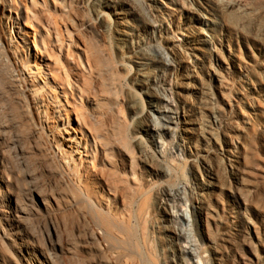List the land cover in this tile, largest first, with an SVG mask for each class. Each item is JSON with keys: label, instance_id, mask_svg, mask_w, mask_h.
<instances>
[{"label": "rangeland", "instance_id": "374dc122", "mask_svg": "<svg viewBox=\"0 0 264 264\" xmlns=\"http://www.w3.org/2000/svg\"><path fill=\"white\" fill-rule=\"evenodd\" d=\"M21 1L30 16L25 22L22 8L27 33L38 28L35 20L42 22L46 11L50 28L63 33V40L67 28L85 47L91 72L79 81L80 97L107 154L108 164L101 158V183L114 181L119 203L133 215L131 257L150 264L179 262L176 253L170 254L175 242L165 241L170 234L164 229L171 223L159 198L166 200L162 191L185 184L204 201L205 212L190 223L204 264L264 261V0H56L55 8L52 0H46L47 8ZM143 11L156 28L140 24ZM121 30L131 34L125 42L119 41ZM35 40L40 47L38 36ZM152 47L164 49L174 62L164 71L147 67L144 72H152L146 92L133 62ZM12 55L0 49V264H49V244L55 245V264H123L125 251H111L105 241L90 238L91 232L99 233L96 228L88 229L80 217L74 221L78 207L70 187L53 173L51 124L40 112L44 108L38 114L27 107L23 87L9 91L13 70L26 77L16 54L15 65L7 61ZM52 73L58 74L53 65ZM160 86L179 106V120L170 125L174 135L163 131L159 141L139 122L148 120L150 93ZM78 96H73L76 104ZM118 121L138 154L134 178L127 159L113 150L110 134ZM200 129L208 134L198 136ZM154 140L165 150L179 145L181 158L175 149V158H159ZM230 153L237 158L236 179L229 175ZM206 165L214 174L213 186L200 188L208 180ZM28 185L34 188L29 198L23 196ZM16 205L23 213H13ZM183 205L191 215L190 203ZM235 214L247 221L241 232L231 225Z\"/></svg>", "mask_w": 264, "mask_h": 264}, {"label": "bare ground", "instance_id": "6f19581e", "mask_svg": "<svg viewBox=\"0 0 264 264\" xmlns=\"http://www.w3.org/2000/svg\"><path fill=\"white\" fill-rule=\"evenodd\" d=\"M28 1L32 7L39 5L42 8H47L46 0H39L38 4L37 0ZM54 2L56 0H52L54 5L52 8L56 7ZM101 5L106 6L102 3ZM22 8H25L26 11L25 22L30 23V16H28L26 7L21 0H0V33L6 36L4 41L0 40V49L5 48L8 53L13 54L12 57H7V61H11L13 65L16 62L13 59L17 60L15 59L16 54L19 59L17 62L20 63V67L26 75L25 79L19 75V71L13 70L17 73L16 75L9 74V91L15 93L16 88L23 87L25 93L20 95L27 102V107L35 109L38 114L39 109L44 108L40 112L51 124L47 129L51 135L52 164L56 168V171H52L55 172L54 174L62 176L70 187L72 201L74 200L73 203L78 207L74 221L76 222L80 217L88 224V229L92 231L93 228H96L99 233L91 232L90 238L95 241H105L108 245L106 247L111 251L114 250L115 253L118 252L116 251L118 249L125 251L123 258H128L123 261V264H150L144 257L138 262L131 257L133 240L136 236L133 228L129 225V221L131 219L133 221V215L129 211V206L126 207L119 203L120 196L116 183L114 181L111 182V185H107L105 182L101 183L100 174L105 164L102 159L108 164L105 160L107 154L101 149L100 139L96 136L97 130L91 123L87 111L83 109L82 99L84 100V98L80 97L81 85L79 81H83L85 73L90 74L91 72V65L86 61L85 47L81 42L78 44L75 39L73 40L72 33L65 27L66 39L63 40V33L61 34L55 27L50 28L48 26L50 20L46 11L42 22L35 20L39 24L38 28L32 30V34L27 33L22 26V21H24ZM143 14L145 18H141L140 24L156 28L157 25L147 13L143 11ZM35 18L36 15L34 14ZM119 34L120 42L127 41V37L131 35L125 33V30H121ZM36 36L39 38L40 47L35 40ZM31 47L36 53L34 57L31 56ZM37 54L41 55L39 59ZM82 56H84L85 61L81 58ZM49 57L53 58L51 63L56 67L57 75L52 73V65L47 62ZM138 60L139 62H133L139 68L136 71L138 84L146 87V92L151 89L150 76L152 72V70H150L151 72H144L147 67L152 66L159 71H164L174 62L168 57L165 50L159 47H152L149 51H145ZM109 75L110 80L113 81V73L111 72ZM154 82L155 85L158 84V80ZM152 90L154 93H150L149 97L148 120L146 122L140 121L139 125L145 127L143 130L145 133H152L160 141L163 131L174 135L170 125H175L179 120V106L174 104V99L168 88L160 86V88H153ZM77 95L79 96L76 104L77 99L73 96L77 97ZM69 99L72 100L75 107L69 104ZM153 100L156 101L155 104L150 102ZM212 119L211 123L217 125L218 120L213 116ZM206 134L208 133L205 129H200L198 136L201 137ZM110 137L114 144L113 150H115L116 156L123 155L127 159L130 176L134 178L136 155L138 154L134 146L125 140L121 122H117V128L112 131ZM153 142L160 150L159 158L163 157L162 154L171 156L174 149L176 150V158H181L179 145L174 144L169 150H165L162 149L164 146H161V143L155 140ZM172 156L175 158L174 154ZM229 157L234 159L232 161L226 159L230 163L229 175L236 179L234 163H237V158L231 153ZM204 171L208 180L202 182L200 188L213 186L210 182L214 179L211 168L206 165ZM157 172L166 173L161 170ZM186 188L185 184H180L174 189L164 190L160 194L166 197V200L159 198V203L166 206V214L171 223L168 230L167 228L164 229L170 234V236H166L165 241L175 242L173 243L175 248H170V254L176 253L178 256L179 262L175 264H204L203 256L192 237L190 224H194V219L205 212L204 201L200 194H195L192 190L187 192ZM32 192H34L33 186L28 185L23 190V196L29 198ZM188 202L193 210L191 215L188 214L187 209H183V204ZM20 210L17 205L12 208L13 213ZM20 212L23 213V211ZM232 219L233 230L236 229L237 232H241L246 228L247 221L241 219L237 214ZM74 234L76 235V231ZM54 246V244L48 246L46 259L49 264H55L54 252H52ZM109 260L110 262L113 261V259ZM259 264H264V261Z\"/></svg>", "mask_w": 264, "mask_h": 264}]
</instances>
